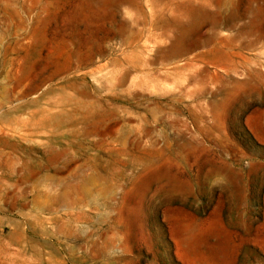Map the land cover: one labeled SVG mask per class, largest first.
Listing matches in <instances>:
<instances>
[{"label": "rangeland", "instance_id": "1", "mask_svg": "<svg viewBox=\"0 0 264 264\" xmlns=\"http://www.w3.org/2000/svg\"><path fill=\"white\" fill-rule=\"evenodd\" d=\"M0 264H264V0H0Z\"/></svg>", "mask_w": 264, "mask_h": 264}]
</instances>
